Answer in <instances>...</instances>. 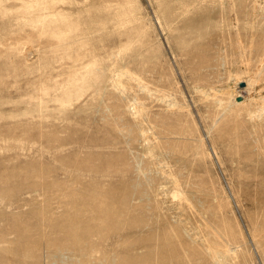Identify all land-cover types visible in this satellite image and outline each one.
I'll list each match as a JSON object with an SVG mask.
<instances>
[{
  "label": "rangeland",
  "instance_id": "374dc122",
  "mask_svg": "<svg viewBox=\"0 0 264 264\" xmlns=\"http://www.w3.org/2000/svg\"><path fill=\"white\" fill-rule=\"evenodd\" d=\"M262 97L264 0H0V264H264Z\"/></svg>",
  "mask_w": 264,
  "mask_h": 264
},
{
  "label": "bare ground",
  "instance_id": "6f19581e",
  "mask_svg": "<svg viewBox=\"0 0 264 264\" xmlns=\"http://www.w3.org/2000/svg\"><path fill=\"white\" fill-rule=\"evenodd\" d=\"M244 80L246 81V87H241V88L234 89L233 92H232V94H231V96L229 97V101L228 102H223L221 100L217 101V104H220L223 107L222 108V111L228 110L233 105H236V106L245 105V104H247L251 100L248 96L239 97V94H240V92L242 90H246V89L248 90L250 88V80H248V79H244ZM254 83L256 84V83H258V81L257 82L255 81ZM251 96L252 95H250V97ZM238 98H240V100ZM261 102H262L263 108H258V109H255L254 111L251 110V109H248V113L247 114H248V116H249V118L251 120H253V119L258 118V117L261 116V111L264 110V97L261 98ZM215 117H216L217 120H214V123L216 124L218 122L219 118H220V115L219 114H216ZM155 133H156V131H155V129H153V136H154ZM233 251H234V247L229 244L228 247H227V249L224 252V255L226 257L231 256V254L233 253ZM209 254H210V257L211 258H215L216 255H217V253L214 252V251L213 252L210 251ZM54 263L55 262H51L50 264H54Z\"/></svg>",
  "mask_w": 264,
  "mask_h": 264
},
{
  "label": "water",
  "instance_id": "95a60500",
  "mask_svg": "<svg viewBox=\"0 0 264 264\" xmlns=\"http://www.w3.org/2000/svg\"><path fill=\"white\" fill-rule=\"evenodd\" d=\"M240 100V98H238Z\"/></svg>",
  "mask_w": 264,
  "mask_h": 264
}]
</instances>
